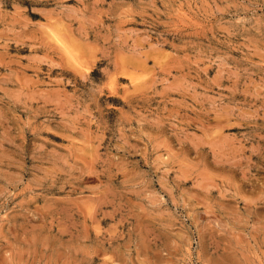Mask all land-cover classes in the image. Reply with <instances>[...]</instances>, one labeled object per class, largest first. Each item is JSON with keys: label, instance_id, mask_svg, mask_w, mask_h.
<instances>
[{"label": "rangeland", "instance_id": "1", "mask_svg": "<svg viewBox=\"0 0 264 264\" xmlns=\"http://www.w3.org/2000/svg\"><path fill=\"white\" fill-rule=\"evenodd\" d=\"M0 264H264V0H0Z\"/></svg>", "mask_w": 264, "mask_h": 264}]
</instances>
